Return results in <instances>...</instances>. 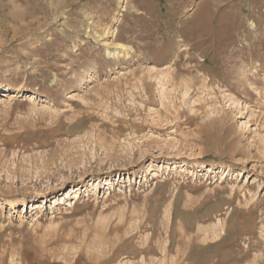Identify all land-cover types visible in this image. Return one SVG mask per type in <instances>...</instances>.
Returning a JSON list of instances; mask_svg holds the SVG:
<instances>
[{
    "label": "rangeland",
    "instance_id": "1",
    "mask_svg": "<svg viewBox=\"0 0 264 264\" xmlns=\"http://www.w3.org/2000/svg\"><path fill=\"white\" fill-rule=\"evenodd\" d=\"M0 264H264V0H0Z\"/></svg>",
    "mask_w": 264,
    "mask_h": 264
},
{
    "label": "bare ground",
    "instance_id": "2",
    "mask_svg": "<svg viewBox=\"0 0 264 264\" xmlns=\"http://www.w3.org/2000/svg\"><path fill=\"white\" fill-rule=\"evenodd\" d=\"M5 97L7 98V97H9V96H5ZM15 97H16V96H15ZM74 197H75V196H74ZM60 200H61V199H60ZM60 200H58V201H60ZM36 207H37V206H36Z\"/></svg>",
    "mask_w": 264,
    "mask_h": 264
}]
</instances>
